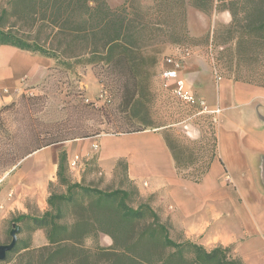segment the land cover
<instances>
[{"label":"trees","instance_id":"1","mask_svg":"<svg viewBox=\"0 0 264 264\" xmlns=\"http://www.w3.org/2000/svg\"><path fill=\"white\" fill-rule=\"evenodd\" d=\"M190 8L208 16L230 13L232 24L226 30L228 40L237 39V58H243L246 43L264 45V0H125L117 8L106 0H0V47L51 59L54 67L49 72L65 71L69 75L79 67L92 68L103 86L105 103L97 106L81 102L71 110L80 111L79 117L96 120L98 126L106 124L112 131L106 134L141 132L154 127L152 105L159 46L186 37ZM229 80L262 86L264 71L261 81ZM31 100L45 102L47 98L22 95L19 103L0 108V121L14 109L26 124L34 123L40 108L32 107ZM71 117L60 123L38 124V132L30 131L32 142L13 152L6 164L14 165L41 149L105 131L101 127H81ZM204 138L195 144H201ZM211 139L207 164L193 169L194 149L165 137L181 177L199 182L207 174L218 151L215 127ZM70 172L68 155L63 151L58 156L57 181L66 192H51L49 210L42 216L20 215L12 221L18 224L29 220L34 223L33 230L45 232L48 244L34 251L40 254L36 255L38 264H94V256L81 254L88 253L85 241L98 235L111 242L110 254L102 255L105 264H243L229 255V249L218 247L208 252L180 241L173 226L152 207L153 199L142 198L139 190V198L146 202L133 207L128 204L129 191H103L72 182ZM62 248L69 249L71 255H60ZM27 264H33V260Z\"/></svg>","mask_w":264,"mask_h":264},{"label":"crops","instance_id":"2","mask_svg":"<svg viewBox=\"0 0 264 264\" xmlns=\"http://www.w3.org/2000/svg\"><path fill=\"white\" fill-rule=\"evenodd\" d=\"M53 65L51 59L1 46L0 108L25 88L41 85ZM183 67L181 62L182 79ZM29 79L36 84L24 85ZM184 81L209 109L222 110L216 124L217 156L201 181L178 174L173 154L157 129L67 142L62 148L68 154L71 172L95 153L97 165L107 178L122 162L126 178L142 198L153 199L152 207L173 226L180 241L194 243L208 252L218 247L229 249V255L243 264H264V85L219 78L193 89ZM191 136L198 138L200 133ZM58 145L26 157L8 184L42 213L47 211L49 184L57 178ZM28 164L34 174H26L24 167ZM21 181L24 188L19 186ZM6 198L8 208L18 206L17 210L26 214L25 203Z\"/></svg>","mask_w":264,"mask_h":264},{"label":"rangeland","instance_id":"3","mask_svg":"<svg viewBox=\"0 0 264 264\" xmlns=\"http://www.w3.org/2000/svg\"><path fill=\"white\" fill-rule=\"evenodd\" d=\"M106 1L113 8L120 7L125 3V0ZM231 24L232 17L229 12L214 13L208 16L190 8L187 11L186 37L179 42L159 46L160 58L154 78L155 100L152 105L154 127L146 130L157 129L164 138L170 137L174 141H179L194 149L195 166L193 169H201L207 164L212 153L211 133L213 127L216 128V123L213 122L211 116L199 114L198 109L189 108L180 103L174 97L172 90L165 86L160 77V71L165 59L174 57L183 63L182 77L192 85L193 89L196 86L202 87L207 80L214 82L219 78L228 80L247 78L261 81L264 71V45L246 43L242 47L243 58H237L235 54L237 39L228 40L226 30ZM36 82L29 79V83L24 85L32 86ZM102 93L103 86L100 84L96 72L90 67H79L75 70V74L68 75L65 71L49 72L44 83L33 89L25 88L12 102L7 104L19 103L22 95H26L28 99L41 96L47 98L45 102L41 100L29 101L32 107L40 108V111L34 116L37 120L31 125L22 121L21 115L15 114L14 109H10L4 115L5 120L0 121V246L10 244L12 241L11 231L18 229V242L15 249L8 253V258L0 264H27L32 260L33 264H38L36 255L40 254L34 251L48 244L45 232L33 230L34 223L32 221L26 220L18 224L12 222L20 215L40 217L44 213L39 211L30 199L16 195L12 187L8 188L9 182L16 175L25 158L17 161L14 165L6 164L5 160L13 152L20 151L24 144L32 142L33 133L30 131L38 132L40 130L38 124L60 123L65 121L68 115L70 117L72 115V119L78 120L81 127H86V129L87 127L88 129L89 127H101L105 130L103 134L112 133L106 124L98 126L99 123L96 120L79 117L80 111L71 110L81 102L95 103L97 106L104 105L106 97L102 96ZM0 95L3 96L1 91ZM193 132H199L200 136L192 138L191 133ZM13 135H16V138H12ZM203 136L205 138L202 143L195 144ZM72 141L74 140L67 142ZM67 142L58 145L59 154L63 152L62 147H65ZM75 161L80 162L79 159ZM96 161L97 154L95 153L89 160H84L82 164L79 163L77 168L70 172V180L103 191L127 190L130 192L128 204L133 207L146 202L139 198L138 188L126 178L124 163L121 162L114 175L107 178L98 168ZM29 168V164L24 167L26 174H34ZM190 173H193V170H190ZM51 183L52 186H50ZM51 183L48 188L49 194L51 192L58 194L66 192V188L58 183L57 178L55 182ZM19 186L24 188L25 183L21 181ZM6 197L10 199L9 202L21 200L22 203H25L26 214L23 211H18V206L13 209L8 208ZM67 221L70 222V219ZM110 245L111 242L104 235L92 237L84 243L88 253L81 255H92L94 264H105L102 255L110 254ZM62 251L60 255H71L67 248ZM188 253H186V257H190Z\"/></svg>","mask_w":264,"mask_h":264},{"label":"built area","instance_id":"4","mask_svg":"<svg viewBox=\"0 0 264 264\" xmlns=\"http://www.w3.org/2000/svg\"><path fill=\"white\" fill-rule=\"evenodd\" d=\"M181 61L174 57H168L162 64L160 77L166 87L172 90L174 97L183 105L198 109L199 114H206L212 117L213 122H219L221 109H209L204 100L198 99L187 87L184 79L180 78Z\"/></svg>","mask_w":264,"mask_h":264},{"label":"water","instance_id":"5","mask_svg":"<svg viewBox=\"0 0 264 264\" xmlns=\"http://www.w3.org/2000/svg\"><path fill=\"white\" fill-rule=\"evenodd\" d=\"M17 233H18V229H13L11 231V236H12L11 243L0 246V262L5 261L7 259V254L15 249L18 242Z\"/></svg>","mask_w":264,"mask_h":264}]
</instances>
